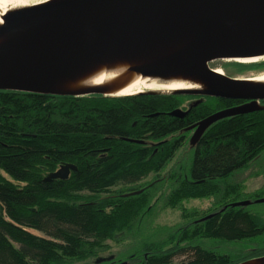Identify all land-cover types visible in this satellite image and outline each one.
<instances>
[{"label":"trees","instance_id":"1","mask_svg":"<svg viewBox=\"0 0 264 264\" xmlns=\"http://www.w3.org/2000/svg\"><path fill=\"white\" fill-rule=\"evenodd\" d=\"M181 97L0 89V264L91 258L128 230L148 209L154 183L138 193L115 189L158 175L185 143L190 125L236 103L206 97L214 104L192 107L184 117L171 115ZM263 153L264 107L209 126L193 144L190 168L168 204L220 194L221 208L180 229L172 248L145 245L127 257V264H171L176 254L188 256L187 264L238 263L196 242L264 236V221L249 209L253 202L234 205L247 201L238 186L229 183L218 191ZM64 165L75 166L67 178L48 179ZM86 197L91 199L78 203ZM184 242L189 244L181 246ZM260 252L264 255V249Z\"/></svg>","mask_w":264,"mask_h":264},{"label":"water","instance_id":"2","mask_svg":"<svg viewBox=\"0 0 264 264\" xmlns=\"http://www.w3.org/2000/svg\"><path fill=\"white\" fill-rule=\"evenodd\" d=\"M240 1L69 0L19 10L10 15L12 24L4 32H24L0 48V89L55 93L41 88L88 54L118 49L149 33L192 31L194 40L180 55L141 69L160 75L177 69L189 71L213 85L211 90L177 93L253 100L217 111L190 126L196 129L192 136L196 143L214 122L262 108L258 100L264 99V87L243 85L208 66L218 59L264 57V0H249L259 17L239 8ZM170 114L184 117L187 111L177 108ZM74 168L64 165L48 179L67 178ZM242 204L247 201L234 203ZM237 264H264V255Z\"/></svg>","mask_w":264,"mask_h":264},{"label":"rangeland","instance_id":"3","mask_svg":"<svg viewBox=\"0 0 264 264\" xmlns=\"http://www.w3.org/2000/svg\"><path fill=\"white\" fill-rule=\"evenodd\" d=\"M222 62L226 64L227 71L237 77L257 76L264 73V58L246 65L233 60H223ZM179 94L184 97H181L182 103L177 108H183L185 111L203 103L204 106L214 104L212 100H209L203 94ZM262 101L259 104L264 107V100ZM194 130L186 131L185 143L177 151L174 159L158 175L151 173L137 185L115 189L127 190L132 188L142 190L141 188H145L146 185L154 183V187L150 191L148 209L145 213L140 218L131 221V227L128 230L125 228L124 232L109 239L104 247L96 250L98 252L90 256L91 258L67 259L62 264H109L110 262L107 260H112V264H127V257L141 251L145 245L156 246L159 249L172 248L177 244V235L180 229H183L188 223H192L221 208L220 194L208 197H184L180 200L179 206L168 204L170 198L168 196H171L174 190L180 189L181 181L190 168ZM233 182H227L228 186L225 187L220 186L218 191L222 189L221 192H223V189H228L229 183L232 184V187L238 186L246 198L244 200H247V203L253 202L249 206L250 211L264 221V195L259 196V192L264 191V153L250 163L246 169L236 173L233 176ZM250 196L253 199H250ZM90 199L86 197L78 203ZM33 232L42 235L37 231ZM196 243L213 251L229 254L235 261L242 263L244 260H252L253 257L260 255V251L264 249V236L240 242L200 239ZM187 244L189 243L184 242L181 246ZM181 255L176 254L171 264H187L189 257Z\"/></svg>","mask_w":264,"mask_h":264},{"label":"bare ground","instance_id":"4","mask_svg":"<svg viewBox=\"0 0 264 264\" xmlns=\"http://www.w3.org/2000/svg\"><path fill=\"white\" fill-rule=\"evenodd\" d=\"M66 1L69 0H0V48L16 40L24 32H4L12 24L9 20L11 14L32 6ZM237 6L259 17L257 8L249 0H241ZM193 40L194 33L187 30L160 35L149 33L132 38L118 49L84 56L69 71L57 74L41 90L77 96L97 92L108 97L211 90L213 85L198 73L177 69L160 75L141 69L180 55ZM263 58L227 60L246 65ZM218 72L223 74L221 69ZM236 80L246 86L264 87V73L236 77Z\"/></svg>","mask_w":264,"mask_h":264},{"label":"flooded vegetation","instance_id":"5","mask_svg":"<svg viewBox=\"0 0 264 264\" xmlns=\"http://www.w3.org/2000/svg\"><path fill=\"white\" fill-rule=\"evenodd\" d=\"M222 61H223L222 59L213 60V61L208 63V66L211 69L216 70L217 72H218L219 69L223 70V74L225 76H228V77H231V78L237 77V76H234L230 72L227 71L226 64H224ZM206 97H213V96H206ZM213 98H215V97H213ZM216 98L221 99V97H216ZM235 101H236V103H234V104H226L225 106L223 105V106H221V108L216 109L215 111L229 109V108H233V107H236V106H241V105L250 103L253 100H251V99H236ZM260 102H263V101L260 100ZM108 262H110L109 264H112V260H110ZM113 264H115V263H113Z\"/></svg>","mask_w":264,"mask_h":264}]
</instances>
